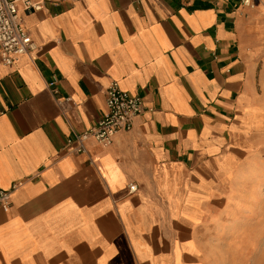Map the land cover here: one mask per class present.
Here are the masks:
<instances>
[{
    "label": "crops",
    "instance_id": "0c3cea01",
    "mask_svg": "<svg viewBox=\"0 0 264 264\" xmlns=\"http://www.w3.org/2000/svg\"><path fill=\"white\" fill-rule=\"evenodd\" d=\"M20 10L37 48L0 63V264H264L262 2ZM113 82L147 109L73 151Z\"/></svg>",
    "mask_w": 264,
    "mask_h": 264
},
{
    "label": "built area",
    "instance_id": "2783aa9c",
    "mask_svg": "<svg viewBox=\"0 0 264 264\" xmlns=\"http://www.w3.org/2000/svg\"><path fill=\"white\" fill-rule=\"evenodd\" d=\"M76 0H0V63L10 65L19 56L28 54L37 48L32 36L23 23L20 10L26 12L41 10L47 2H74ZM264 6V0H260ZM249 7L255 6L256 0H240ZM53 85V84H50ZM57 95L58 91L53 88ZM70 99V98H67ZM59 100V98H58ZM147 109L145 99L139 94L130 93L113 82L106 90V111L96 125L69 137L68 147L75 152H83L86 143L91 138L108 146L113 143L115 135L121 130H130L138 115ZM18 184L10 189L0 187V208L8 210L11 207V194ZM136 185H131L132 191Z\"/></svg>",
    "mask_w": 264,
    "mask_h": 264
}]
</instances>
